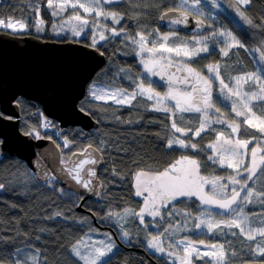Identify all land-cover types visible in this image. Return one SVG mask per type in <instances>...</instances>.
<instances>
[{
  "label": "snow or ice",
  "instance_id": "6c2138e0",
  "mask_svg": "<svg viewBox=\"0 0 264 264\" xmlns=\"http://www.w3.org/2000/svg\"><path fill=\"white\" fill-rule=\"evenodd\" d=\"M119 0H47V8L51 10V15L54 17L61 16L65 11L71 10L77 14L65 20V24L76 21L77 23L72 25V31L74 36H81L85 32V28L93 31L92 42L89 45L91 48L97 47L96 29H105L107 25L100 24L98 19L89 20L87 16L81 15L79 10L83 13L93 16L95 18H111L114 24H119L123 16L115 12H107L104 10V5L118 3ZM207 0H175V7L170 12H164L160 15V20H165L170 14H174L176 18L171 19L170 23L173 25L187 24L189 15L196 16V27H204V20L199 19L200 16H204V8ZM253 0H232V6L234 8V14L239 18L246 29L256 31L261 37H264V17L260 18L259 23L254 22L253 19L246 15L248 9L251 8ZM211 7L214 9H220L221 3L218 0H210ZM35 13L36 19L34 21V27L36 32L44 31V20L40 18V6L39 0L32 9ZM205 19H214L211 17V13L205 16ZM29 25L22 21H14L11 18L0 19V28L10 30L12 35L23 33L28 29ZM208 29H212V24H209ZM53 30L56 31V25H53ZM113 37H120L125 34L124 29L119 31L112 27L108 29ZM155 31V30H154ZM153 33L144 32L136 33L137 38H132V42L139 47L140 54L148 53V59H142L141 63L147 73L152 75H168V91L161 95L149 85L145 87L142 80L136 82L134 89L131 92H127L121 89H112L105 91L97 86L95 83L89 87L88 96L97 101H103L107 104L112 101L116 105L125 106L131 105L138 96L146 97L148 101H154L152 111H162L169 114L171 135L166 138L167 143L165 147L172 149L174 147L180 148H192L197 151L203 149L198 148L196 143L186 141L181 136L187 138L201 137L202 134L208 131H215L211 127L212 123L224 124L223 119L211 121L209 112L214 110L216 114H220V109L215 107L213 100V84L219 83L220 91H227L226 98L231 100V112L235 117H243L240 123H233L228 125L230 131L228 137H225L224 132H217L214 143H209L207 148L211 150L213 155L207 156L205 162H201L197 159L190 158L189 156H182L179 160L170 163L167 168L162 171L151 172L140 170L135 173L134 176V195L137 197H143V207L139 212H133L131 209H124L122 213L108 212L106 218H115L118 228L121 230L122 237H129L130 233L125 228V217L135 216L138 218L141 225L145 224V214L149 217H162V209L167 210L172 207L175 202L182 198H198L200 204L215 206L222 210V214L228 217L224 220H215L211 213L203 214V218H199V222L195 223L196 229L205 227L208 232L218 230L224 231V228L237 229L232 231L233 236L246 237L248 241L257 242V246L254 250H250L252 258L264 259V227L258 229H252L250 226V218L245 213V208L248 205L259 203L264 206V181H260L261 177H264V155H260L259 163L257 162V147H251L250 145L259 144L255 137L251 139H240V135H247L248 128H257L259 133L264 134V118L260 119L259 124L253 123V120L249 118L248 114L254 117L255 113L252 112L253 101L264 103V39L260 40L259 47L248 48L234 35L232 30L227 28H221L219 30H212L211 34L204 36L202 40H193L191 42H181L175 47H168L169 35H164L158 39L149 40ZM108 39L104 35L103 31L99 32V40L104 41ZM179 40V37H176ZM208 40H213V43L224 44L225 47L220 48V52L224 57L229 56V49L241 48L245 52L259 53L258 63L261 65L253 73H247L246 76L230 77V83L234 81V86L230 87L228 83H225V79L221 76L220 65H207L206 70L210 73V76H203L196 69L188 66L187 63L179 65H173L172 55L175 53V57L184 60H193L201 54H210L211 49L207 43ZM151 42L153 46L147 47V44ZM157 43L159 47H157ZM188 43L203 44L202 47H193L189 49ZM103 55V53H100ZM165 54H168L165 56ZM172 67H176V71H183L186 74L181 77H177L175 73L168 74V70ZM159 69V71H157ZM184 85L181 89L175 85ZM248 85L249 89L259 86V91H244V85ZM190 89V90H189ZM168 101H174V104H168ZM19 103V101H17ZM246 110V111H245ZM81 112L90 114L84 107L80 108ZM182 113H198L199 123L196 127H180L177 122V114ZM0 118H5L3 114H0ZM7 119H14L13 117H7ZM183 122L182 119L180 121ZM241 124L247 125L248 128L241 129ZM44 128H48L49 124L45 122ZM179 133L180 136L176 134ZM25 135H35L37 138L39 132L33 129L26 132ZM64 147L67 148L71 141L64 138ZM59 147V146H58ZM104 142L101 141V147L98 149H91V145L88 148L83 149L80 153H74L73 155L86 156L88 158L80 159L73 167H65L62 171L65 172L75 183L81 186L83 189L88 190L90 193H94L96 196L100 195L99 188L103 187V184L98 180L93 185L94 178L97 177L96 171L89 167L85 170L86 165H95L102 159ZM93 152L100 155H93ZM250 161V162H249ZM211 162L212 164H218L220 167L231 169L232 172L226 177L212 176L206 177L201 175V168L203 163ZM66 165L65 161H61ZM115 174L116 170H112ZM87 177V178H85ZM38 178V177H37ZM44 180L49 185H55L60 180L57 176H53L47 172L44 173ZM5 183H0V191L5 190ZM206 186H210V191L206 190ZM259 188V190H256ZM60 195H64V189H56ZM77 199L83 200V197L79 193H75ZM75 203V202H74ZM78 206V205H76ZM169 217L174 215V211H168ZM185 215H188L187 213ZM58 216H62V213L57 212L53 217L49 219H55ZM264 223V221H262ZM180 222L177 221V231L182 230L179 228ZM172 229H164V232L159 236H153L147 240V246L154 249L156 252L164 253L165 248L163 246L162 237L168 234ZM43 231V229L41 230ZM254 233H258L255 235ZM38 238V237H37ZM107 241H99L86 243L83 239L77 241L71 245L68 252L69 256L74 260L75 264H106L107 258L113 253L116 245L112 242L111 235H108ZM199 244L203 245L204 241H200ZM183 246V247H180ZM171 248H177L182 251L185 256L184 261H189V258L197 253V246L191 241L185 239L175 241L169 244ZM213 249L219 248L218 259L216 264H228L223 251V245H213ZM231 247V245H230ZM30 252V254H28ZM169 255H175V253H169ZM209 253L205 252L204 256H208ZM212 255H217L214 251ZM230 256L235 258L236 253L233 251ZM12 264H47V258L43 256L39 249L30 250L27 247L24 249H15L12 256ZM207 264H212L208 261Z\"/></svg>",
  "mask_w": 264,
  "mask_h": 264
},
{
  "label": "trees",
  "instance_id": "16d2710c",
  "mask_svg": "<svg viewBox=\"0 0 264 264\" xmlns=\"http://www.w3.org/2000/svg\"><path fill=\"white\" fill-rule=\"evenodd\" d=\"M224 1L232 6V0ZM36 3L37 0H0V18L24 21L30 27L34 25L36 19L32 10ZM45 4L47 0H39V15L46 26L44 31L38 33L30 27L28 33L49 40H67L68 36L64 33H51L55 32L51 26L56 20ZM116 6L119 7L117 11L124 17L117 26L119 30L124 29L125 34L120 37L109 36L105 42L97 44L105 54L107 62L97 72L95 80L130 91L133 90V83L143 78L142 67L137 57L138 47L132 42V38H136L138 32L145 34L152 32L154 36L157 32L164 31L165 29L159 25L160 15L163 11L174 8L175 0H119ZM246 15L259 23L260 18L264 17V0H253ZM220 22L232 29L243 39L242 41L248 42L247 37H251L249 46L255 45L253 41L255 35L244 30L225 10L220 14ZM187 35L175 33L173 37L182 38ZM208 35L209 33L191 36L203 38ZM262 38H259V41ZM78 39L88 42L87 36ZM244 51L239 48L240 60L243 64L246 62L244 67L253 69L252 56L249 53V57ZM219 59H222L221 52L211 50L210 54H202L193 60L187 59L186 63L196 70H205L207 65L216 63ZM19 102L22 109L21 129L25 132L35 129L40 135L48 136L50 134L48 131L40 129L43 114L40 104L24 98ZM80 107L88 110L98 120L99 126L90 130L69 127L63 134L72 141V144L76 143L75 149H81L88 143L100 148L101 141L104 142L105 164L100 172L103 184L101 198L99 201L86 199L83 203L86 209L96 215L98 225L94 222L93 216L90 217L89 212L88 214L77 210L76 205L80 200L74 192L64 189L60 183L54 186L42 184L35 180L25 161L19 158H6L0 164V183L10 185L0 191V264H12L15 249L23 246L32 250L39 249L47 258V264H75L68 250L87 231L92 230L89 226L97 229L100 224L105 225V221L101 222L100 217H106L110 211L119 213L127 207H133L135 210L139 207L133 188L137 171H162L182 156H200L192 149L178 146L167 149L166 138L171 135L169 114L150 110V106L140 101L138 97L131 105L119 106L112 101L105 104L103 101L93 100L87 95L80 101ZM177 122L180 127L194 128L199 123L198 115L177 114ZM57 128L60 129L58 125ZM207 135L208 132L192 142L203 146L214 137L207 138ZM191 137L185 139L191 141ZM204 159L205 155L198 160L203 162ZM113 169L116 170L115 174ZM24 175H29L31 180L21 181ZM28 183H31L30 186ZM53 187L57 190L63 188L65 194L60 195ZM57 212L62 213V216L49 219ZM81 220L87 222L82 223ZM133 220L126 230L136 235H132L129 241H124L118 233V241L115 239L118 248L107 258L106 264H154V261L165 264L145 248L135 249L142 247L136 246V243L144 244L141 238L147 230L136 219L130 221ZM110 225L117 229L111 223ZM252 260L256 259L244 257L239 263Z\"/></svg>",
  "mask_w": 264,
  "mask_h": 264
},
{
  "label": "water",
  "instance_id": "95a60500",
  "mask_svg": "<svg viewBox=\"0 0 264 264\" xmlns=\"http://www.w3.org/2000/svg\"><path fill=\"white\" fill-rule=\"evenodd\" d=\"M170 11L171 9L165 12ZM174 18V14H170L163 21L159 18V24L167 30L193 35H203L208 30V23L202 17H199L204 20L202 28L196 27L195 15H189L187 24L173 25L170 21ZM100 53L103 52L98 47L91 48L80 41L0 34V114L5 117L0 118V164L6 158H19L25 161L42 184H47L44 180L45 172L57 176L63 188L83 195L77 210L91 213L97 225L96 215L84 209L83 203L86 199L99 201L103 187L98 189L100 195L96 196L77 185L62 171L65 167L71 168L80 159L88 157L73 155L81 152L75 151L65 161L66 165L62 164L61 148L53 139L25 135L20 123L21 106L16 100L21 96L40 102L45 114L56 120L62 128L70 125L80 126L84 130L97 128L98 120L91 114L81 112L79 102L86 96L89 82L107 61L105 54ZM172 73L177 77L186 74L176 71V67L168 70V74ZM153 77L156 81L168 85V75ZM175 86L184 88V85L180 84ZM88 147L89 145L85 148ZM93 149L98 147L91 145L89 151ZM93 155L100 154L93 152ZM104 164L105 157L102 154L99 163L85 166V170L91 167L97 173L93 185L97 180L101 183L99 175ZM100 227L104 226L100 224ZM169 244L167 241L166 247L171 249ZM243 264H264V260L246 261Z\"/></svg>",
  "mask_w": 264,
  "mask_h": 264
},
{
  "label": "rangeland",
  "instance_id": "374dc122",
  "mask_svg": "<svg viewBox=\"0 0 264 264\" xmlns=\"http://www.w3.org/2000/svg\"><path fill=\"white\" fill-rule=\"evenodd\" d=\"M218 3H221V8L220 9H214L211 7L210 0H207L206 6L204 8L205 15L202 17L205 18V16H208V14L211 13V17L214 18V19H207L208 25L212 24V26H213L212 29H208L207 33H209V35H210L212 30H219L222 27L227 28L229 30H232L229 27L224 26L220 22V14H221V12H223L225 10L227 12V14L230 15L236 22H238L244 30H247L249 33L255 35V38L253 39V41L255 42V45L252 47L249 46V43L251 42V37L248 36L247 37L248 42L246 40L242 41L245 44V46L248 48L259 47V44H260L259 38H262V37L256 31H253L251 29H246V26L243 25L242 22L239 20V18L234 14V8L232 6L227 5L224 0H218ZM116 4H118V3H115L110 8L107 5H104V10L107 12H115V13H118L120 15V13L117 11L119 9V7L116 6ZM79 12L81 15L87 16V18L90 21L93 19H98L100 24L107 25V27L105 29H96L97 44L106 41V40H104V41L99 40V32L100 31H103L104 35L106 37L112 36L111 33L108 31V29H110L112 27H115L119 31V28L117 26L118 24H114L111 21L110 17L106 20L104 18H95L93 16L85 14V13H83L82 10H79ZM76 14H77L76 12L68 10V11H65L64 13H62L61 16H58V17L53 16V18H55L56 21H55V23L52 24L51 27L53 29V25H56L57 30L55 32L52 31L51 33H53V34L64 33L69 37V38L67 37V40H78L79 37L87 36V41H88L87 44H91L93 31H90L88 28H85V32L82 33L81 36L77 37V36L73 35V31H72V25L77 23V22L72 21V23H69V24L64 23L65 20H68L69 17L74 16ZM0 19L7 20L8 18H0ZM11 19H13V18H11ZM13 20L19 21L17 19H13ZM22 22H24V21H22ZM219 23H220V25H219ZM30 27L33 31H35L34 25H30ZM30 27H28V29L24 32L25 33L28 32ZM43 27L44 28L46 27L45 23H44ZM233 33H234V35H237L234 31H233ZM174 34L175 33L172 31L164 30V31L157 32L152 37H149V40L152 41V40L158 39L159 37H162L164 35H169L170 39L167 42L168 47H175V46H177V44H180L181 42H191L193 40H202V37H194L195 35L191 36L193 34L187 35V37L183 36L182 38L179 36L173 37ZM176 37H179V40H177ZM136 38L138 39V37H136ZM238 38L241 39L239 36H238ZM262 39H264V38H262ZM241 40H243V39H241ZM207 43H208L211 50H220V48L225 47L224 44H220V43L214 44L213 40H208ZM152 46H153V44L151 42H149L147 44V47H149V48H151ZM156 46L159 47V44L157 43ZM202 46H203L202 43L201 44L188 43L189 49H192L193 47H202ZM236 49H239V48L229 49V56L228 57H224L222 55V59H219L218 62L211 63L212 65H215L217 63L220 65L221 76L224 77L225 83H228L230 87L234 86V81H232L230 83V77L246 76L247 73H253L256 71V69L258 67L261 66L258 63L259 53L253 54V53L244 51L245 54H247L249 57L251 54V56H252L251 60H253V62H254V64L252 65L253 69H249V68L244 67L246 62L244 64L241 62L240 54H238ZM232 52H233V56H232ZM137 55H138L137 57H138L139 63L142 67V75H143V78L139 79L138 81L142 80L144 82L145 87L150 85L155 90V92H159L161 95L166 93L168 91V85H163V84L157 85L154 81L155 79H154L153 75L151 73H147L145 71V69L143 68V64L141 63V61H142V59H148L149 54L148 53L140 54V50L138 47ZM167 55L168 54H165V56H167ZM171 55L173 58L172 59L173 64L176 63L177 65H179L182 63H186L187 58H185L184 60H181V58L175 57V53H173ZM188 66L194 68L190 64H188ZM196 71L200 72L201 75H203V76H210L211 75L206 70V67H205V70H196ZM138 81H135L133 83V89L135 87L136 82H138ZM94 83L105 91H110L112 89H121V90H125L127 92L132 91V90L129 91L126 88L118 87L114 84H109L107 82L101 83V82H96L94 80L89 83L88 91H89V87ZM179 88L183 89L182 87H179ZM243 90L248 91V92L259 91V86L257 85L256 88L249 89L248 85L246 84V85H244ZM226 96H227V91L225 90V92H221L218 81L214 82V84H213V100H214L215 106H217L216 108H220V114L221 115H218V114L212 115L215 111L210 110L209 116H210L211 121L223 119L225 121V123L224 124H219V123H212L211 124V127L214 128L215 131H208L209 135H207V138L213 137V136L214 137L212 139H210L207 143H205L203 146L197 145L198 148L203 149L202 151H197L196 149H192V148H186V149H192L194 152H196V154L200 155V156H195V157H190V158H194V159L198 160L203 155H205V158H207V156L213 155L211 150L207 148V145L209 143L215 142L216 133L217 132H224L225 137H228V134L230 131L228 125L233 124V123H240V121L243 119V117H235L234 113L231 112V108H230L231 100L227 99ZM138 98L140 99V101L144 102L145 104L150 106V108H152L154 101H150L151 102V104H150V102L148 100H146L147 99L146 97L138 96ZM143 98H145V99H143ZM167 103L171 105V104H174V101H168ZM250 106L252 107V112L255 113V116L253 117L251 115V113H249L248 116H249V118H251L253 120V123L259 124L260 119H258V118H264V103H260L258 101H253L252 105H250ZM212 111H213V113H212ZM197 115H198V117H200V114L197 113ZM44 118H45V115H44ZM245 128H248V126L241 124V129L243 130ZM32 130L33 129H31L30 131H32ZM60 135L63 136L62 132H60ZM176 135L180 136L179 133H177ZM39 136H41V135L39 134ZM253 137H255V139L257 141L261 142L259 144L250 145V148L251 147H257L258 148V153H257L256 159H257V162L259 163L260 162L259 161L260 155H264V134L259 133L257 128H248L247 135H240L239 136L240 139H251ZM181 138L185 139V137H183V136H181ZM197 138L198 137H191L190 142H192V140H195ZM60 139L61 138L58 136L55 140L58 142L61 149L65 150L64 151L65 153L63 152V155H62L63 161H66L69 158L70 154L72 152H74L75 150H82V149H84V147L86 145L89 144V143L86 144L82 149H75L76 143L72 144V142H71L69 144V146L67 148H65L64 145L63 146L61 145L62 139H61V141H60ZM186 141H187V139H186ZM179 159H177V160H179ZM205 161H206V159L203 160V162H205ZM204 166L208 170L207 171L208 173H206V175H204L206 177H212V176L226 177L232 172L231 169H227L226 167L222 168L218 164H212L211 162L204 163L203 167ZM34 178H35V180H37L35 176H34ZM27 179L31 180V177L29 175H26V176L24 175L22 177L21 181H26ZM261 181H264V177H261L260 181H258V183ZM29 184H31V183H28V185ZM256 190H259V188H257ZM82 197H83V195H82ZM137 198H138L137 202H139V205H138L139 207L136 210L133 209V207H127L125 209H131L133 212H139L140 208L143 207V197H137ZM123 211H121L119 213H122ZM169 211H174V215L171 217H168V218L173 219L175 217L176 220L174 222H169L166 220L162 224V228H161V229H163L162 232H164V229L169 228L170 225L172 226L171 231L168 234L164 235L162 237V240L163 241L164 240H170L172 242H175V241H179V240L186 238L187 240L191 241L194 245L197 246V253H199V255L194 253L193 256L189 258V261L186 262L183 260V257L185 256V254L182 251H180L179 253L171 252L170 249H168L167 247L164 246V242H163V246L165 248V252L164 253L156 252L154 249H151L147 246V240L151 239L153 236H159L160 233L159 234H157V233L153 234L150 232L144 233V236H142L141 240L144 242V244H138V243L135 244L136 246L142 245V247H138L135 249L143 250L141 248H145L149 253H152L155 256H160V257L161 256H163V257L167 256L165 258H167V260L171 264H207L208 261H211L212 264H216V260L218 259V253H219L220 249L219 248L213 249V247H212L213 245H223L224 246L223 251L225 253V258L228 261V264H240L239 262L243 261L244 257L252 258L250 255V250H254L256 248L257 242L248 241L247 238L243 237V236H233L232 231L233 230L238 231L237 229L233 228L230 230L228 228H224L223 232H220L218 230H214L213 232L210 233L207 231V229L205 227H202L201 229H196L194 227L195 223H198L199 218H203V214H205V213H211V215L214 217L215 220H224V219H227L228 217L219 216L215 212H211V211L205 212L204 210L201 212L200 211L199 212H195V211L193 212V211H189L188 209L183 210L180 208H170ZM186 213L188 215H185ZM245 213L250 218V226L252 229H258L260 227H264V223H262V221H264V206L260 205L259 203H254L252 205H248L245 208ZM100 218H101V222L105 221L104 222L105 224L109 225L111 223L112 225L117 227V230L120 233L122 240H124V241H129L131 239L132 235H136L134 233L131 234L130 231H128L130 233V236L129 237H122L121 230L118 228L115 218L108 219L104 216L100 217ZM133 218L139 222L138 218H136L135 216H127V217H125V220H124L125 228H128V226H130V224L132 222H134V220L130 221ZM145 218H148L147 214H145ZM81 221H82V223L87 222L86 220H81ZM109 221H110V223H109ZM177 221L180 222L179 228L182 229L180 231L176 230ZM254 234L257 235V237H258V233H254ZM108 235H111V234L107 231V229H105V230L95 229L94 231L89 230L85 233V235L82 238H80V240L83 239L86 243H89V244L96 242L98 245V242L102 241V240L105 242H108L107 241ZM111 238H112V242H114V244L116 245V247L114 249V252H115L117 250L118 246L115 243L114 237L112 235H111ZM258 239H259V237H258ZM200 241H204V244L203 245L199 244ZM230 245H231V247H230ZM180 247H183V246H180ZM20 248L24 249L25 247L23 246ZM28 249H30V248H28ZM30 250H32V249H30ZM214 251L217 253V255H212V253ZM233 251L236 253L235 258L230 256V253ZM205 252L209 253V255L204 256ZM169 253H175V255H169ZM28 254H30V252ZM198 258H201V261H198L199 260ZM253 259H256V258H253Z\"/></svg>",
  "mask_w": 264,
  "mask_h": 264
},
{
  "label": "flooded vegetation",
  "instance_id": "af4514ba",
  "mask_svg": "<svg viewBox=\"0 0 264 264\" xmlns=\"http://www.w3.org/2000/svg\"><path fill=\"white\" fill-rule=\"evenodd\" d=\"M155 83L157 84V85H159V84H161V83H159L158 81H155ZM203 165H204V163H203ZM203 165H202V168H201V175H206V173H208L207 171V169L205 168V166L203 167ZM151 172H157V171H151ZM206 190H208V191H210V186H206ZM80 196H82V195H80ZM91 200V199H90ZM170 208H180V209H183V210H186V209H188L189 211H195V212H201V211H205V212H208V211H211V212H215L217 215H219V216H225V215H223L222 214V210L221 209H218V208H216L215 206H208V205H202V204H200V202H199V200H198V198H196V197H191V198H182V199H179L177 202H175L174 203V205L172 206V207H170ZM170 208H168L167 210H165V209H162V217L163 218H160V217H156V218H153V217H149L148 216V218H145V224L143 225L144 226V228H146V230H147V232H150V233H157V234H159V233H161L162 231H163V229H161L162 228V224L167 220V221H169V222H174L175 220H176V218L174 217L173 219H170V218H168L169 216L167 215V212L169 211V209ZM85 209V208H84ZM88 213V212H87ZM89 214V213H88ZM91 216H93L91 213H90V217ZM104 226H109L108 224H105ZM111 226V225H110ZM90 227V229H91V227H92V230L91 231H94L95 229H94V226H89ZM97 229H100V230H105V229H107V231L114 237V241H115V239L117 240L118 238H116V236L118 235V230L117 229H115V228H112L111 229V227L109 228V227H104V228H102V227H98ZM116 236H115V235ZM118 241V240H117ZM167 241H169L170 243H172V241H170V240H164L163 242H164V246L166 247V242ZM116 242V241H115ZM169 249V248H168ZM170 251L171 252H175V253H179L180 252V250L179 249H177V248H171L170 249ZM154 255V254H153ZM158 257V259L159 260H161V261H163L165 264H171L168 260H167V258H165V257H167V256H157ZM199 260L198 261H201V258H198ZM256 260H264V259H256ZM154 264H158V262L157 261H154ZM243 264V263H242Z\"/></svg>",
  "mask_w": 264,
  "mask_h": 264
},
{
  "label": "clouds",
  "instance_id": "9594fccd",
  "mask_svg": "<svg viewBox=\"0 0 264 264\" xmlns=\"http://www.w3.org/2000/svg\"><path fill=\"white\" fill-rule=\"evenodd\" d=\"M47 4H45V6H46ZM112 5H114V4H109L108 5V7L110 8ZM47 7V6H46ZM48 9V8H47ZM171 9H173V8H171ZM168 10H170V9H168ZM165 11H167V10H165ZM165 11H163V12H165ZM162 12V13H163ZM200 17H202V16H200ZM207 23H208V21H207V19H205L204 17H202ZM160 25V24H159ZM161 27V26H160ZM162 28V27H161ZM164 29V28H163ZM165 30H167V29H165ZM167 31H172V32H175V33H183V32H178V31H173V30H167ZM207 32H208V30H207ZM206 32V33H207ZM2 33H9V34H11V32L9 31V30H7V29H2V28H0V34H2ZM205 33V34H206ZM184 34H187V33H184ZM188 35H191V34H188ZM204 35V34H203ZM15 36H34V37H39V38H41L40 36H36V35H30L28 32H23V33H18V34H16ZM195 36H202V35H195ZM42 39H44V38H42ZM46 40V39H45ZM237 50V52H238V54H240L239 53V49H236ZM106 60H107V58H106ZM107 62V61H106ZM106 64V63H105ZM175 65H177L176 63H174ZM104 67V66H103ZM102 67V68H103ZM154 81H156V80H154ZM159 82V81H158ZM159 83H161V82H159ZM161 84H163V83H161ZM164 85V84H163ZM183 88V87H182ZM88 95V93L86 94V96ZM85 96V97H86ZM84 97V98H85ZM22 98H24V97H18L17 98V100L16 101H20V99H22ZM83 98V99H84ZM24 99H26V98H24ZM26 100H32V99H26ZM33 101H36V100H33ZM37 103H39L40 104V106H41V109H42V112H43V114H41L42 115V119H41V123H40V129H42V130H45V131H48L50 134L48 135V136H45V135H41L40 137H44V138H51V139H53L57 144H58V142L55 140L58 136L62 139V141H61V139H60V141H61V145L63 146L64 145V143H63V141H64V138L65 137H67V136H65L64 134H63V132L65 131V129H67V128H69V127H80V126H74V125H70V126H68V127H60L59 126V123L56 121V120H53L52 118H50V117H48L46 114H45V112H44V110H43V108H42V105H41V103L40 102H38V101H36ZM19 104H20V102H19ZM20 106H21V104H20ZM79 106H80V102H79ZM215 107H217V106H215ZM220 109V108H219ZM212 113H213V111H212ZM44 115H45V118H44ZM212 115H217L215 112L212 114ZM21 122H22V109H21ZM20 122V123H21ZM45 122H47L48 124H49V127L48 128H44L43 127V124L45 123ZM57 123V124H56ZM57 125L59 126V128L60 129H58L57 128ZM81 128V127H80ZM22 130V129H21ZM23 131V130H22ZM23 132H25V131H23ZM60 132H62V134H63V136H61L60 135ZM26 133V132H25ZM34 136V135H33ZM35 138H37L36 136H34ZM53 137V138H52ZM1 139V138H0ZM67 139L69 140V141H71L68 137H67ZM72 142V141H71ZM88 145H94V144H91V143H89ZM88 145H86V146H88ZM58 146L60 147V145L58 144ZM85 146V147H86ZM85 147H84V149H85ZM61 148V147H60ZM82 149V148H81ZM83 150V149H82ZM82 150H75V151H82ZM74 151V152H75ZM73 153V152H72ZM71 153V154H72ZM71 154H70V156H71ZM31 170V169H30ZM32 171V170H31ZM33 172V171H32ZM33 175L35 176V174L33 173ZM36 177V176H35ZM99 177H100V175H99ZM36 179H37V177H36ZM38 180V179H37ZM65 189V188H64ZM70 191V190H69ZM73 192V191H72ZM80 195V194H79ZM81 201V200H80ZM79 201V202H80ZM79 205V204H78ZM84 207V206H83ZM85 208V207H84ZM86 209V208H85ZM86 210H88V209H86ZM88 211H91V210H88ZM84 212V211H83ZM86 212V211H85ZM92 212V211H91ZM93 213V212H92ZM94 214V213H93ZM104 226V225H103ZM105 227V226H104ZM118 237V236H117Z\"/></svg>",
  "mask_w": 264,
  "mask_h": 264
},
{
  "label": "bare ground",
  "instance_id": "6f19581e",
  "mask_svg": "<svg viewBox=\"0 0 264 264\" xmlns=\"http://www.w3.org/2000/svg\"><path fill=\"white\" fill-rule=\"evenodd\" d=\"M108 5H109V4H108ZM108 5H107V6H108ZM81 42H82V41H81ZM83 43H85V42H83ZM85 44H87V42H86ZM87 45H90V44H87ZM97 47H98V46H97ZM98 48H99V47H98ZM99 49H100V48H99ZM100 50H101V49H100ZM101 51H102V50H101ZM102 52H103V51H102ZM95 77H96V76H94L93 79H92L91 81L95 80ZM91 81H90V82H91ZM90 82H89V83H90ZM88 86H89V84L87 85V93H88ZM87 93H86V94H87Z\"/></svg>",
  "mask_w": 264,
  "mask_h": 264
}]
</instances>
